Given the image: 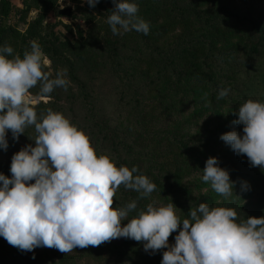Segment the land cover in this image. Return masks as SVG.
<instances>
[{
  "label": "rangeland",
  "instance_id": "rangeland-1",
  "mask_svg": "<svg viewBox=\"0 0 264 264\" xmlns=\"http://www.w3.org/2000/svg\"><path fill=\"white\" fill-rule=\"evenodd\" d=\"M137 3L138 15L149 23L150 30L147 35L136 31L118 35L121 75L112 70L111 47L106 43L113 35L106 23L114 8L113 0H99L95 7H90L86 0H0V28L7 29L0 34V45H10L14 54L23 56L35 40L49 60L47 71L54 74L57 69L68 70L71 83L67 91L57 88L48 96H40L37 86L30 92L32 105L40 114L48 109L62 112L87 133L99 153L110 155L117 166H136L140 174L148 176L156 189L149 197L138 200L139 208L153 201L172 202L183 219L191 207L207 202L211 206L233 207L241 218L264 216V178L257 177L261 182L252 181L242 191L241 183L230 176L236 182L234 192L238 196L227 199L200 179L211 156L217 157L219 165L228 170L230 163H238L242 177L256 172L246 155L234 153L220 135L233 129L242 132V124L232 123L240 104L250 98L264 101V81L259 77L261 65L251 71L252 79L248 78L245 66L251 46L261 41L256 27L264 21V0H137ZM7 4L13 7L8 13ZM224 6L232 7L231 12L236 14L230 21L221 19L214 28L197 22L198 13ZM183 7L189 12L185 16L179 11ZM66 8L71 9L70 14H60ZM9 28L19 34L7 32ZM113 37L116 40V35ZM184 39L187 42L181 45ZM156 50H162L161 54L157 55ZM172 50L180 51L176 62L170 63L177 65V71L164 68L162 58ZM252 55L264 67V54ZM204 56L209 61L201 66L199 61ZM70 66L81 85L70 75ZM249 83L260 84L261 90L256 95L249 94L246 88ZM222 88L229 89V93L218 100ZM93 115L110 126L126 129V137L134 143L137 154H122L121 159L125 160L122 164L109 143L93 128ZM26 131L35 134L32 128ZM7 139V150H0V172L10 176L12 155L35 142L27 134L13 140L10 131ZM190 139L196 145L184 150L183 141ZM227 157L231 161L226 162ZM137 197V192L120 186L113 206H123ZM177 232L170 234V245L175 243ZM130 240L131 245L113 247L108 241L65 254L48 247L21 252L0 237V264H160L165 249L150 254L144 251L141 242Z\"/></svg>",
  "mask_w": 264,
  "mask_h": 264
},
{
  "label": "clouds",
  "instance_id": "clouds-1",
  "mask_svg": "<svg viewBox=\"0 0 264 264\" xmlns=\"http://www.w3.org/2000/svg\"><path fill=\"white\" fill-rule=\"evenodd\" d=\"M86 2L95 7L99 0ZM113 4L106 20L113 35L148 34L150 25L138 15L137 0ZM48 65L35 40L23 56L0 45V150L8 148L9 131L13 140L27 134L35 142L12 155L10 176L0 172V237L21 252L48 247L68 254L123 237L141 242L150 254L165 249L160 264H264V216L241 218L233 207L207 202L191 207L183 219L172 202L139 208L138 200L156 189L148 176L99 153L87 133L62 112L48 109L38 115L33 88L39 86L38 95L48 96L57 88L67 91L71 83L66 68L53 74ZM228 93L220 89L217 99ZM236 117L232 123L242 124V133L233 129L220 139L237 155H246L252 167L264 170V101L247 99ZM29 128L34 135L27 133ZM200 179L225 199L238 196L236 182L215 156L207 158ZM120 186L138 197L113 206ZM248 187L241 182L242 191Z\"/></svg>",
  "mask_w": 264,
  "mask_h": 264
},
{
  "label": "trees",
  "instance_id": "trees-1",
  "mask_svg": "<svg viewBox=\"0 0 264 264\" xmlns=\"http://www.w3.org/2000/svg\"><path fill=\"white\" fill-rule=\"evenodd\" d=\"M1 1H8V0H1ZM22 3V2H21ZM163 5V4H162ZM23 7H27L26 4L23 5ZM177 7V6H176ZM11 9H13L12 5L7 4L6 5V12H10ZM224 9V10H223ZM183 12V16H185L187 10L183 7L181 10ZM190 11V9H189ZM232 11V7L229 8V6H224L215 11H210L208 13H203V14H197L196 15V19L197 22H199L202 26H206L208 28H214L215 24L220 21L221 19L226 20L227 22L230 21V19L233 16H236L235 13L231 12ZM189 13V12H187ZM245 21H243L244 23ZM248 23L250 24V20L248 21ZM255 25H257L255 23ZM254 26V25H252ZM256 27V26H255ZM257 31L260 33V39L261 41L259 43H256L254 45L251 46V50L249 53V59L246 60L245 62V66L246 69L249 71V75L248 78L252 79L253 78V74L251 71H254L258 66L261 65V69L259 72V77L262 79V81H264V67L262 64L255 62V59H253V55L255 54L257 56L259 55H263L264 54V21L263 22H259V27H256ZM7 29L6 27H2L0 28V34L5 32ZM255 31V29H254ZM7 32H11V33H16L19 34L17 31L13 30V28H9V30ZM79 32L81 34H83V31L79 30ZM256 32V31H255ZM118 35H116V40L114 39L113 35H110L107 39H106V43L108 46L111 47L109 53H110V59H112L113 63H114V68H112V70L116 73H118L119 75H121L122 73H120V67H121V61H120V56L118 53V44L120 45V41L117 38ZM118 42V43H117ZM185 42H187V40H182L180 41V44L183 45ZM183 47V46H182ZM181 47V48H182ZM185 48H183L182 50H184ZM157 55H160L162 50H156ZM180 51L177 50H172L170 55H167L165 57H163V61H164V65H166L164 68H169V70L172 71H177V65L174 64H170V63H175L176 62V55L179 53ZM220 54H217L215 56H219ZM209 59L208 56H204L200 59L199 63L201 66H205L207 65ZM70 75L73 77L74 75V70H73V66H70ZM74 81H76L79 85H81V81L79 80V78L74 75L73 77ZM203 82H208V81H203ZM262 87V86H261ZM247 91L251 92L249 94L251 95H256V92H259L258 90L260 89V84L257 83H249L246 86ZM218 89V88H217ZM87 96L88 94L84 95V99L87 101ZM92 107V106H89ZM38 115L40 114L39 111L36 109ZM93 121H95L93 128L97 129V133L102 136L103 140L106 143H109L111 150L114 152V154L119 158V161L122 164H125V160H122V154H126L129 156H134L137 154V150L134 147V143L131 142L127 137H126V129L124 130H120L118 127L116 126H110L105 120H101L100 118H98V116L93 115ZM242 133V132H240ZM191 145H196L195 140L190 139V142L187 141H183L182 147L184 148V150H187L191 147ZM188 152V151H187ZM246 159V157H244ZM244 158H239L240 160L244 159ZM226 162L227 161H231V159L229 157L225 158ZM231 166L227 167L230 168L229 169V174L230 176H235L234 179H236V182H238L239 184L242 181H246L248 183V185L251 184V182L253 181V183L258 184L259 182H261L260 179H258L257 177H260L261 179L264 178V170H262L261 168L255 167L253 168V170H256V172H254V175H252L251 173L245 174L244 177L242 174V171L239 170L238 168V163H235L234 165L232 163H230ZM250 164V163H249ZM247 178H249V180H247ZM262 187L264 189V183L262 184ZM246 218V217H244ZM133 244V242L128 239L123 245H131ZM111 245L113 247H119L117 245H114L111 243Z\"/></svg>",
  "mask_w": 264,
  "mask_h": 264
},
{
  "label": "water",
  "instance_id": "water-1",
  "mask_svg": "<svg viewBox=\"0 0 264 264\" xmlns=\"http://www.w3.org/2000/svg\"><path fill=\"white\" fill-rule=\"evenodd\" d=\"M60 14H65V15H69L70 12H71V9L70 8H66V9H61L60 11ZM128 240V238H117V239H112L110 240V242L114 245H117V246H121L123 245L126 241Z\"/></svg>",
  "mask_w": 264,
  "mask_h": 264
}]
</instances>
